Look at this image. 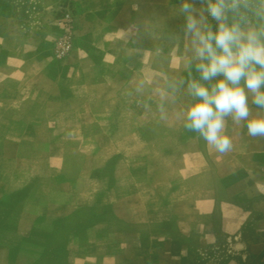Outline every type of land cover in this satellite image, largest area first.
Instances as JSON below:
<instances>
[{
  "label": "crops",
  "instance_id": "1",
  "mask_svg": "<svg viewBox=\"0 0 264 264\" xmlns=\"http://www.w3.org/2000/svg\"><path fill=\"white\" fill-rule=\"evenodd\" d=\"M74 1L80 13L75 48L61 62L27 54L42 44L32 30L28 36L0 35V264H149V255L165 254L168 241L175 246L177 237H208L206 209L177 198L190 189L188 174L205 170L209 157L224 155L186 129L177 146L180 164L173 165L174 153L154 156L144 149L154 137L150 127L159 124L146 117L154 94L143 89L136 109L141 122L119 118L134 112L125 96L133 83L149 85V65L158 57L149 32L162 6L176 0ZM192 56V50L185 55L190 61ZM183 58L170 60L174 68ZM39 64L47 71L32 77ZM30 76L43 79L56 107L25 102L36 91L26 83ZM164 92L157 95L166 102ZM108 93L109 99L103 96ZM178 93L191 100L186 84ZM39 127L46 131L44 154L23 151V144L36 141ZM239 127L247 130L244 122L226 118L233 142ZM201 142L204 151L195 147ZM38 155L45 159L41 172L31 161ZM220 227L239 233L224 216Z\"/></svg>",
  "mask_w": 264,
  "mask_h": 264
},
{
  "label": "rangeland",
  "instance_id": "2",
  "mask_svg": "<svg viewBox=\"0 0 264 264\" xmlns=\"http://www.w3.org/2000/svg\"><path fill=\"white\" fill-rule=\"evenodd\" d=\"M182 2L183 0H176L174 6L172 4L162 6L165 9L163 14L155 16L153 20L155 26H151L149 41L158 57L149 65V85L146 83L142 87V83L135 81L125 95L129 103L133 104L134 112L119 115L122 119L141 122V113L136 109L140 108L143 101L137 89H143L150 95L154 94L146 102V117L157 122L159 127H150L149 133L154 137H151V143L144 149L148 148L154 156L164 152L174 153L173 165L180 161L181 155L177 157V146L180 145L181 138L183 139L185 134V128L179 124H184V113L191 103V100L184 99L178 92L188 80L198 76L194 68L190 73L188 67L190 60L185 57L191 52L192 45L185 46L189 36H186L183 30L185 20L180 12ZM196 7H202L198 0ZM79 14L74 0H0V35L11 31L14 34L19 33L18 36H28L32 30L34 39L37 38L42 44L36 48V51L33 49L31 52L27 51V54L32 56L38 53L43 54L49 57L51 64H55L66 59L74 51L75 26ZM174 22L177 26H172ZM212 24L215 27V22ZM33 26L36 27L33 28ZM65 36L70 37L72 49L69 54L59 58L57 49L60 40ZM183 55L181 66L178 69L174 68V63L170 60ZM42 71H47L45 65H36L31 76L37 73L41 75ZM179 72H183L182 80L177 79ZM32 77L26 83L35 86L36 91L25 95V102L35 103L40 107L46 104L56 107L59 102L48 94L47 84L43 79L33 80ZM36 80H38L37 83H35ZM158 90H165L167 94L164 93L169 100L161 101L157 95ZM103 96L109 99L113 95L108 93ZM43 113L45 114L44 110ZM35 134L36 141L23 144L22 149L44 154L45 128H37ZM233 134L238 143L233 142L232 149L227 154H223V158L209 157L207 160L209 166L205 170L192 176L188 174L187 177H190L192 182L190 189L181 191L177 198L185 204H192L193 208H196L195 203L200 208L206 209L208 218L211 219V222L207 224L208 237L188 239L177 237L175 246H171L172 241H168L164 246L165 254L159 253L158 258H152L153 256L149 255L147 259L149 264L153 262L157 264H264V138L250 137L247 135V130L241 127L233 130ZM195 147L204 151L202 142ZM60 149L59 147L58 150ZM31 161L32 165L41 172L45 159L38 155ZM223 216L227 222L239 229V233L222 231L220 225Z\"/></svg>",
  "mask_w": 264,
  "mask_h": 264
},
{
  "label": "clouds",
  "instance_id": "3",
  "mask_svg": "<svg viewBox=\"0 0 264 264\" xmlns=\"http://www.w3.org/2000/svg\"><path fill=\"white\" fill-rule=\"evenodd\" d=\"M198 2L202 7L197 0L180 5L192 44L188 67L198 73L186 82L191 103L183 127L223 155L233 146L226 118L244 122L248 136L264 138V113L251 107L264 110V0Z\"/></svg>",
  "mask_w": 264,
  "mask_h": 264
},
{
  "label": "built area",
  "instance_id": "4",
  "mask_svg": "<svg viewBox=\"0 0 264 264\" xmlns=\"http://www.w3.org/2000/svg\"><path fill=\"white\" fill-rule=\"evenodd\" d=\"M71 49H72V44H71L70 37L65 36L59 42V46L57 49V56L59 58H62L64 56H66L67 54H69ZM263 169H264V166H263Z\"/></svg>",
  "mask_w": 264,
  "mask_h": 264
}]
</instances>
